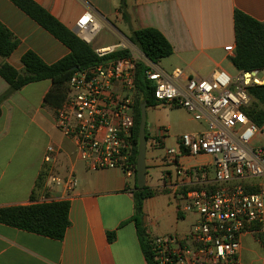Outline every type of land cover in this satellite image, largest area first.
Wrapping results in <instances>:
<instances>
[{"label":"crops","instance_id":"crops-1","mask_svg":"<svg viewBox=\"0 0 264 264\" xmlns=\"http://www.w3.org/2000/svg\"><path fill=\"white\" fill-rule=\"evenodd\" d=\"M33 1L72 32L87 11L93 12L102 26L93 43H97L95 48L116 45L120 37L129 39L133 31L155 28L172 45L169 58L175 68L200 78H209L218 70L228 72L233 66L225 47L235 46L236 10L264 21V0H125L126 18L121 0ZM0 23L18 40L9 57H0V65L8 64L21 72L22 57L27 52L35 53L47 65L70 53L11 0H0ZM161 64L156 65L163 68ZM51 88L52 81L43 80L10 92L9 84L0 77V98L6 95L0 103V209L31 205L40 197L37 185L43 158L52 145L60 150L57 172L67 174L72 169L78 180L67 200L70 226L63 240H55L0 223V264H149L138 224L149 238L188 236L198 216L192 214L193 219L179 212L178 193L171 187L175 168L155 158L154 151L148 157L146 153V186L157 194L144 201L142 216L136 221V174L129 177L121 169L89 170L77 159L74 143L55 127V109L45 103ZM150 110L146 134L151 145L155 147L156 139V144L168 147L163 131L170 132V128L154 124V111ZM192 121L184 133L206 129V123ZM212 161L208 155L182 153L178 157L186 168L206 167L209 178L214 176ZM109 234H115L113 241ZM228 264H264L262 244L253 234L244 235L236 259Z\"/></svg>","mask_w":264,"mask_h":264},{"label":"built area","instance_id":"built-area-1","mask_svg":"<svg viewBox=\"0 0 264 264\" xmlns=\"http://www.w3.org/2000/svg\"><path fill=\"white\" fill-rule=\"evenodd\" d=\"M102 26L87 11L76 23L77 36L92 45ZM236 47L225 51L232 58ZM109 59L76 71L68 82L65 100L55 114V127L71 140L76 156L89 170L121 169L136 174L133 163L135 109L140 93L138 65L154 88L156 104L183 108L197 122L198 133H184L178 149H167L175 167L171 187L178 193L179 212L198 216L188 236H157L149 242L154 264H228L234 261L246 234H264V194L248 190L252 180H264V123H254L248 110L256 101L251 88L264 86V71L232 75L214 71L209 78L192 77L177 67L167 71L151 62L128 38L116 45L95 48ZM263 73V74H262ZM166 130L163 131V133ZM185 153L213 158L214 176L207 168H186L178 157ZM60 150L49 145L39 178L40 197L33 204L67 201L78 186L75 172H57Z\"/></svg>","mask_w":264,"mask_h":264},{"label":"trees","instance_id":"trees-1","mask_svg":"<svg viewBox=\"0 0 264 264\" xmlns=\"http://www.w3.org/2000/svg\"><path fill=\"white\" fill-rule=\"evenodd\" d=\"M11 1L67 46L70 53L57 63L47 65L35 53L27 52L22 57L24 68L21 72L8 64L0 65V77L9 84L10 92L19 91L35 82L51 80L52 88L45 96V103L57 110L66 98L68 82L76 71L127 55V52H117L100 58L90 45L82 41L75 33L66 28L33 0ZM125 6V0H121V11L126 18ZM234 31L236 49L234 57L231 58L233 66L239 71H264V21H257L236 10L234 12ZM129 39L155 64L173 54L170 42L155 28L133 31ZM17 46L18 40L0 23V57H9ZM146 70L143 64L138 65L136 81L140 98L135 109L133 129L135 141L133 163L135 165H137L139 147L140 106L142 103L140 99L143 97L147 107L156 105L154 88L146 79ZM250 92L256 101L249 108L248 114L254 123L262 125L264 123V86L251 88ZM5 97L6 95L0 98V103ZM248 190L253 193L260 191L255 186L248 187ZM156 194V190L147 186L143 189L137 187V191L134 193L136 221H139L142 216L144 201ZM69 210L70 203L68 201L2 208L0 209V223L55 240H63L67 228L70 226ZM138 230L145 257L149 264H154L149 247L151 238L140 224H138ZM114 238L115 234H109L110 241H113ZM257 239L264 248V235L259 234Z\"/></svg>","mask_w":264,"mask_h":264},{"label":"rangeland","instance_id":"rangeland-1","mask_svg":"<svg viewBox=\"0 0 264 264\" xmlns=\"http://www.w3.org/2000/svg\"><path fill=\"white\" fill-rule=\"evenodd\" d=\"M96 46H97V43L93 44L91 47L94 49ZM161 63H162L161 66L169 72L172 71L177 66V65H173V60H171L170 58L161 60ZM226 64L228 65L229 62H226ZM228 72L232 75H235L237 73V69L233 66H230L228 68ZM148 108L151 109L150 111H154V117H153L154 124H161L162 125L161 127H164V128L169 127L170 132L168 131L164 132L165 135L168 137V147H162L159 144H156V139L153 141L155 144V147H152L151 138L147 134V137H148L147 152H146L147 157L149 156V152L154 151L155 158H157L159 161H163V163H168L171 169L174 170L175 167L171 165L169 163V160L166 158V150L168 148L178 149L180 137L184 134L186 129H188L190 126L193 125V121H192L193 118L183 108H173L170 106H166L164 104H156L155 106H149ZM146 116H147V126H148L149 125L148 120H151L152 116L150 113L147 114V110H146ZM164 151H165V154H164ZM262 181L258 179L252 180L250 187H254V186L258 187L260 189L258 193L264 194V182ZM192 214L193 213H189V217H192L194 219ZM197 220H198V217H197ZM259 234H263V233H257L253 235L257 238Z\"/></svg>","mask_w":264,"mask_h":264},{"label":"water","instance_id":"water-1","mask_svg":"<svg viewBox=\"0 0 264 264\" xmlns=\"http://www.w3.org/2000/svg\"><path fill=\"white\" fill-rule=\"evenodd\" d=\"M73 33L77 35V29L73 30ZM141 120L139 127V142H138V157H137V165H136V179H137V187L139 189H143L146 186L147 182V166H146V152H147V134H146V126H147V103L144 101L143 97H141Z\"/></svg>","mask_w":264,"mask_h":264}]
</instances>
